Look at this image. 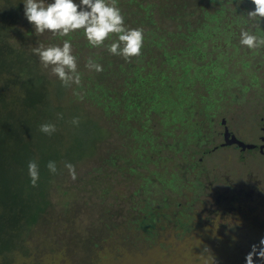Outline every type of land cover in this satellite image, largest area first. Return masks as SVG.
I'll use <instances>...</instances> for the list:
<instances>
[{
	"label": "rangeland",
	"instance_id": "rangeland-1",
	"mask_svg": "<svg viewBox=\"0 0 264 264\" xmlns=\"http://www.w3.org/2000/svg\"><path fill=\"white\" fill-rule=\"evenodd\" d=\"M193 1H196L194 8L188 12H192L190 19L196 25L202 9L196 5L199 4L198 0ZM23 2L24 0H0V10L14 11L19 4V9H15L18 21L6 32V38L15 49H23L20 45L24 44L25 54L29 59L26 63L23 55H14L16 64L12 69L19 76L12 79L8 73H2L0 85L8 90L15 83H23L16 90L18 97L37 96L50 88V102L80 107L86 116L85 120L99 122L104 127L106 136L92 157L74 165L75 180L69 170L63 171L59 179L55 180L57 184L53 186L50 198L47 199L49 205L45 214L38 216L29 230L25 226L17 227V231L25 238L20 239L19 236L13 242L23 243L24 249L20 251L18 248L11 252V264H247L246 256L252 246L259 245L264 238V159L255 152L241 154L231 146L217 149L213 147L222 141L219 135L223 130L219 124L222 116L226 117L229 130L241 140H248L247 138L258 133L260 117H264V47L250 50L240 43L236 48L228 45V55L235 50L237 53L234 58L224 62L223 71L227 78L238 76L240 84L226 92H220L214 87V114L209 117L204 114L194 117L195 122H198L195 125L196 130L198 131L199 126L200 129L199 135L192 137L194 141L190 146H178L181 142L187 144L191 139V135L185 132L186 129L176 127L168 135H163L156 126L159 117L151 120L152 134L157 138L152 142L147 139L143 150L151 153L152 148L158 157L151 162H141L139 159L138 164H134V173L129 175L125 160L130 151L129 147L135 148L133 143L137 144V138L128 141L124 138L125 134L131 136L132 132L116 127L118 121L120 124L126 123L118 115L123 110L126 99L112 94L118 90L131 89L125 83L132 81L134 73L138 72L137 66L132 68V65L138 64L144 71L159 70L167 54L174 53L181 57V46L177 43L181 39L172 42L166 34V30L174 32L179 28L173 26L175 19L165 20L164 16L182 12L185 1L117 0V7L124 16V26L143 29L144 33L142 54L131 58L130 62L108 52L107 47L118 38L116 34H111L103 46L96 48L89 44L83 30L69 34L73 36L72 41L81 42L75 47L69 35L54 36L46 31L37 36L33 25L24 15ZM46 2L51 3L53 0ZM74 2L79 4L80 0ZM244 3L248 6L244 15L255 10L254 4L253 6L248 1L242 2ZM215 5L206 4L205 10L212 13ZM227 13L238 14L239 17L241 15V12ZM249 22L250 26L255 23ZM261 25L264 26V22ZM198 31L202 35L210 30L206 27ZM79 35L81 36L78 37ZM64 40L72 44V54L77 59V70L81 77L80 85L73 83L69 87L63 86L59 78L51 73V67L43 68L39 57L32 51L38 44L45 47L62 46ZM211 46L209 43L208 50ZM214 57V54L209 53L206 57L196 59L188 53L181 58L195 68L205 63L208 58ZM90 58L102 66V72L86 67ZM9 78L14 84L8 81ZM57 84L63 87L59 92L57 91L60 86H56ZM242 84H246L247 88L241 95L239 90ZM52 87L56 89L52 90ZM198 93L208 94L200 86ZM103 100H113L110 103V117L105 116L103 107L97 105ZM117 109L119 110L116 114ZM205 114H209V110ZM17 116L22 118L20 112ZM133 117L138 116L134 114ZM132 125L137 131L140 130L136 121H132ZM71 134L67 133L69 137ZM6 136L7 132H1L0 129V153L6 143ZM27 138L32 142L38 138V132H29ZM13 147L15 149L14 144ZM38 154L36 148L28 154L20 152L18 164L5 167V183L14 177L15 172H18L21 180L30 179L28 165L26 172H22L19 164L25 159L28 164L30 161L36 162ZM72 156H68L65 150L56 169L70 164ZM2 162L7 164L8 159L4 157ZM160 162L165 163L161 169L166 173L173 172L176 181L171 189H164L161 197L156 195L158 190L155 189V200L151 209L143 210L141 190L144 188L141 187V178L153 164L159 165ZM144 164H147L146 168L142 167ZM166 173H160L158 177H167ZM223 190L225 197L222 196L217 204L219 210L215 215V201ZM131 192L132 205L128 197ZM11 197L12 195L9 199ZM16 200L18 199L9 202L13 204ZM206 202L209 204L206 205ZM102 209L106 210L108 218L97 222L99 217L96 215ZM201 211L204 212L203 215L200 214ZM146 212L150 213L147 217L154 218L153 231L144 232L145 226H139ZM102 214L106 216L104 211ZM129 219H132V225L125 223ZM86 234L92 236L87 247L81 243L84 242ZM253 264H264V260L254 257Z\"/></svg>",
	"mask_w": 264,
	"mask_h": 264
},
{
	"label": "trees",
	"instance_id": "trees-1",
	"mask_svg": "<svg viewBox=\"0 0 264 264\" xmlns=\"http://www.w3.org/2000/svg\"><path fill=\"white\" fill-rule=\"evenodd\" d=\"M5 1L8 2V0ZM183 1L186 4L183 5L182 12L177 11L176 15L164 16L165 20L168 18L175 19L173 26L179 28V30L174 32L166 30V34L172 42L181 39V42H176L178 46H181L182 55L180 56L183 58L188 53L196 59L206 57L209 53L214 54L215 57L208 58L205 63L195 68L185 63L181 57H177L174 53L166 55L164 61L160 64L159 70L144 71L142 66H138V64L132 65V68L137 66L138 72L134 73L132 81L129 80V83H125V85H130L131 89L118 90V92L112 94L113 96L125 97L126 99L123 104L124 108L122 107L123 110L118 114L121 120H123L122 117L125 119L126 123L120 124L118 121L116 127L132 132L131 136L125 134L124 138H127L128 141L137 138V144L132 142L135 148L129 147L130 151L125 160L128 163L129 175L134 173V164H138L139 159L141 162H151L155 157H158L155 151L154 154L152 148L151 153L143 150V145L147 143V139L152 142V140L155 141L157 138V136L156 138L153 137V127L150 126L151 120H154L156 116L159 117L156 120V126L159 127L161 134L168 135L174 128L181 127L180 129L187 130L185 132L191 135V139H189L187 144L181 142L178 146H190L192 144V141H194L192 137H197L200 129L198 125V131L196 130L195 125L198 122H195L194 117L202 114L209 117L210 114H214L213 111L216 106L214 104L216 99L213 96L214 87H217L220 92H226L231 88L230 86L233 87L240 84L238 76L225 77L226 73L223 71L224 62L229 60V58H234L235 53H237V50H235L228 55L226 47L228 45L235 46V48L239 46L240 42L238 39H240L241 29L251 30L252 34L264 38V26H250L247 15H244V10L248 6L245 3L242 4V2L248 1L253 5L251 0H198L199 4L196 5L202 9V14H200L199 22L196 25L190 19L192 12L191 14L188 12L189 9L194 8V2L196 1ZM213 3L216 4L213 7V12H207L205 10L206 4ZM15 7L18 10L19 4ZM15 9L14 11L0 10V75L8 73V76L12 79H17L19 76L12 69L16 64L13 60L14 55L21 54L25 62H29L25 54L24 44L20 45L23 49L19 47L15 49L14 45L10 44L8 38H6V32L18 21L15 12L17 10ZM227 12H241V15L239 17L238 14L232 15ZM178 18H180V22H178ZM206 27L210 31L201 35L198 30ZM183 28L184 31H182ZM69 38L71 40L73 36L69 35ZM209 43L212 46L208 50ZM72 44L75 47L81 42L75 40L72 41ZM35 66L38 68L37 63ZM10 73L15 74V76L13 77ZM38 75L41 76V73ZM45 75L47 76L48 73L46 72ZM10 78L8 81L14 84ZM22 85L23 83L18 85L15 83L8 90L0 85V122H2L0 129L1 132H7L6 143L0 153V264H11L9 260L11 252L18 248L23 251V243L13 242L14 239H19V236L20 239L25 238L22 233L17 231V227L25 226L26 230H29L35 224L37 217L42 213L45 214V209L49 205L48 200L51 190L57 184L55 180L59 179L63 171L69 170L65 165L59 168L55 174L49 171L48 163L50 161L54 162L57 167L62 153L66 150L68 156L73 155L70 164L74 166L80 161L92 157L97 151L98 145L106 136L104 135V127L99 122L95 121L92 123L85 120L86 116L82 113L80 107L50 102L48 100L50 88L37 96H16L17 88ZM56 86L60 85L57 84ZM199 86L204 88L208 94L198 93ZM51 89L55 90L56 88L52 87ZM62 89L63 87L60 86L57 92ZM215 93L219 94L218 91H215ZM196 99L199 101L196 102ZM113 100L108 102L103 100L97 104L103 107L105 116H111L112 105L110 103ZM118 110H116V114ZM208 110L209 114H205ZM17 111L21 113L22 118L17 116L19 114ZM134 114L138 117H133ZM74 118L79 119L78 125L72 123ZM132 121H136L139 124L140 130L137 131L134 128ZM45 123L55 125L56 131L51 135L42 133L39 129ZM35 131L38 132V138L30 142L27 135L29 132L33 133ZM68 132L72 133L70 137L67 135ZM138 137L141 138L138 139ZM34 148L39 152L36 158L39 168L37 185L33 187L30 179L27 181L19 179L18 172H15L14 177L5 183L3 173L6 165L8 167L17 163L20 152L28 154ZM4 157L8 159L7 164L2 162ZM122 159L124 160L125 156ZM164 164L162 162L159 165L153 164L141 178V187L144 188V190H141L143 194V210L151 209L155 200L153 198L155 189L158 190L156 195L161 197L165 188L171 189L174 186L176 181L175 174L173 172H164L161 169ZM19 166V170L26 172L27 159L21 160ZM146 166L147 164L142 165L143 168H146ZM59 170L61 171L58 173ZM160 173H166L167 177L162 175L158 177ZM52 175H54L53 178ZM10 195L12 197L9 199ZM128 197L132 205V192ZM14 199L18 200L11 204L9 200ZM102 211L105 212L106 216L102 214ZM144 214L145 216L141 218L139 226H145L144 232L153 231L155 228L154 218L152 216L147 217L150 214L149 212ZM96 216L99 217L97 222H103L108 218L105 209H102ZM125 223L132 225V219L126 220ZM91 239L92 236L86 234L84 242H81L82 245L86 246ZM88 249H90L89 245ZM32 264L38 263L34 262Z\"/></svg>",
	"mask_w": 264,
	"mask_h": 264
},
{
	"label": "clouds",
	"instance_id": "clouds-1",
	"mask_svg": "<svg viewBox=\"0 0 264 264\" xmlns=\"http://www.w3.org/2000/svg\"><path fill=\"white\" fill-rule=\"evenodd\" d=\"M251 2L255 5V10L248 11L247 18L255 22L253 27H260L264 22V0ZM23 3L24 15L33 25L37 36L48 31L54 36L67 37L70 33L83 30L89 44L96 48L103 46L111 34H116L117 40L107 47L110 54L121 56L128 62L142 54L143 29L124 26V16L117 7V0H80L79 4L74 0H53L51 3H47L46 0H24ZM240 44L250 50H256L264 47V38L252 34L251 30L241 29ZM32 51L39 57L43 68L51 67V73L59 78L63 86L69 87L73 83L80 85L77 59L72 54L70 41L64 40L62 46L45 47L38 44ZM86 67L96 72L103 71L102 66L91 58L87 61ZM72 123L78 125L79 119L74 118ZM39 130L51 135L56 128L53 124L45 123ZM27 165L31 185L35 187L39 180L38 165L35 161H30ZM47 167L52 173L57 171L54 162L50 161ZM66 167L75 180L74 166L67 164ZM254 257L264 260V238L260 240L259 245L252 246L246 256L247 264H253Z\"/></svg>",
	"mask_w": 264,
	"mask_h": 264
},
{
	"label": "flooded vegetation",
	"instance_id": "flooded-vegetation-1",
	"mask_svg": "<svg viewBox=\"0 0 264 264\" xmlns=\"http://www.w3.org/2000/svg\"><path fill=\"white\" fill-rule=\"evenodd\" d=\"M249 78H251V77H249ZM230 87H232V86H230ZM246 88H247V85L246 84H242V86H241V88L239 90V92H240L239 94H241V95H242V93L244 94V90ZM239 94L237 96H235L234 98L237 99ZM215 114H216V112H215ZM226 123H227L226 117L222 116L221 119H220V122H219V124H221L222 129H223L221 131V133L219 132V135L221 136L222 141L219 144L215 145L213 147V149H217V148H221V147H225V146H231V147H233L235 149H238L241 152V154H243V153H247L248 154L249 152H255V153L259 154L261 158L264 159V117L263 116H261L260 120H259V125L260 126H259V129H258V133H256L252 137L247 138L249 141L248 140H243V139L241 140V138H239L234 132L229 130V128H228ZM225 129H227L230 133H232L234 135V137L240 139L245 144L252 145V147L251 148L245 147L242 150L241 147H239L236 143H232L230 145L224 144V130ZM203 152L205 153L206 151L204 150ZM199 160L201 161L202 159L199 158ZM225 190H226V192L228 191L227 189H225ZM225 190H223L222 193H219L218 200L215 201L216 208L213 209V212H214L215 215L218 213L217 210H219L218 207H217V204H219L220 199L222 198V196L225 197L223 195ZM205 204L208 205L209 203L206 202ZM200 214L203 215L204 212L201 211ZM199 219H202V218L200 217Z\"/></svg>",
	"mask_w": 264,
	"mask_h": 264
},
{
	"label": "water",
	"instance_id": "water-1",
	"mask_svg": "<svg viewBox=\"0 0 264 264\" xmlns=\"http://www.w3.org/2000/svg\"><path fill=\"white\" fill-rule=\"evenodd\" d=\"M231 137V138H230ZM232 143H236L243 150L245 147L251 148L252 145L245 144L240 139L234 137L232 133H230L227 129L224 130V144L230 145Z\"/></svg>",
	"mask_w": 264,
	"mask_h": 264
}]
</instances>
